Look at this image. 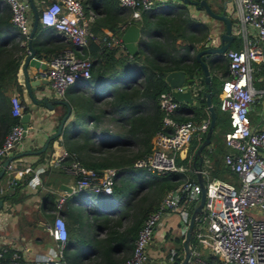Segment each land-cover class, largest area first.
I'll return each instance as SVG.
<instances>
[{"label":"built area","instance_id":"1","mask_svg":"<svg viewBox=\"0 0 264 264\" xmlns=\"http://www.w3.org/2000/svg\"><path fill=\"white\" fill-rule=\"evenodd\" d=\"M9 10V19L16 26L26 43L31 26L30 4L28 0H0ZM239 26L235 25L232 34L242 35L240 47L228 46L223 54L226 57L228 74L221 78V90L218 106L226 110L229 116V128L223 133L224 143L228 147L223 161L235 171L238 183L210 176L204 166H192L199 171L205 187L201 210L194 216L191 234L198 242L209 249V255L201 256L197 244L189 242L190 256L186 264H264V128L251 126L248 115L249 106L257 99L264 105V84L253 83L252 72L259 66L264 68V0H231ZM119 4L130 9L133 17L140 10L154 4L165 5L167 0H118ZM38 9V21L50 26L56 33L77 46V49L64 48L46 60V68L40 71L48 85L57 95H63L66 88L75 81L87 80L90 76L91 57L84 52L90 40L112 47L120 43V37L112 32L94 35L89 28L91 15L86 14L81 0H35ZM254 62L258 65H254ZM258 80L259 77H256ZM197 92L194 91V95ZM180 100L173 97L170 90L162 91L158 96V105L162 110L161 125L151 136L149 151L137 158L134 164L160 173L166 170L183 171L189 168L177 163L176 156L184 151L192 137L199 141L208 127L209 116L198 120L186 118L178 120L174 116ZM10 111L17 120L4 133L0 142V166L10 157L11 151L24 135L20 116L23 106L17 95L10 97ZM208 146V144H206ZM74 177L76 190L110 193L115 181L116 168L106 166L93 169L82 165L73 152L62 149L46 158L47 164H62ZM204 155H202V158ZM206 160V158H204ZM190 158L187 159V162ZM202 160V159H201ZM5 171H14L17 175L30 173L28 181L38 180V171L42 166L26 164L17 167L10 157ZM12 178L9 179V183ZM200 188L197 179L182 178L176 186L168 189L156 208L143 218L128 255L114 264H147L146 251L154 229L164 210L177 212L179 227L183 234L186 230L190 212L197 203ZM60 194L55 203V215L47 225L48 232L56 242L57 253H45L41 260L47 264L56 263L62 258L66 239L64 219L57 212L65 199ZM7 251H10L6 264H16L20 257L17 250L2 244L0 234V264ZM175 247L168 248L167 259L175 264Z\"/></svg>","mask_w":264,"mask_h":264},{"label":"trees","instance_id":"2","mask_svg":"<svg viewBox=\"0 0 264 264\" xmlns=\"http://www.w3.org/2000/svg\"><path fill=\"white\" fill-rule=\"evenodd\" d=\"M81 3L86 13L88 8H92L97 13L99 7L102 9V15L92 23V27L102 26L107 33L112 32L118 34L120 32V24L118 23L123 21L125 16L121 17L119 14L118 10L122 9V7L118 0H81ZM208 3L211 5V2L208 1ZM175 5L177 9H173V15L170 14L171 11L168 12L169 14L158 12L154 21L143 18L144 21L139 22L140 30L145 33L148 32L152 36L144 41L146 50L139 49L130 57L131 59H126L128 57L125 56H115L113 46L108 47L103 43H97L93 40H90L87 46L83 47L84 52H89L91 57L89 78L93 74L94 61H97L98 65L96 69H99L101 74L106 72V74H109V77L116 76L119 73L127 74V76H134V80L124 87L115 89L111 99L108 101V104L116 114L111 120L115 124V127L111 129L105 127V129H102L101 134L97 136L99 137L97 143L95 144L93 142L87 146V148L89 147L95 151L97 155L91 154L86 149H82L91 140L92 136L97 135L92 130L83 132L84 136L81 143L76 142V144L73 143L70 146H64L67 151L73 152L78 161L86 167L100 169L106 166H113L116 168L115 181L112 184V191L110 193H90L92 191L89 190L77 191L81 192V194L95 193L94 195H99L100 198L111 202V200L114 201L113 198L116 199L115 196L118 198L127 194L126 198H128L131 190L135 194L136 189L144 186L148 190H154L150 198L146 200V204L139 206V209L132 213V219L124 226L123 218L126 214L125 210L121 214L113 216V208L106 209L105 207L96 206L94 214H92V218L87 224L89 234L81 235L75 229L71 228L68 231L66 228L65 248L62 258L58 259L56 263L51 264H80L81 262L79 261L82 258L78 257L76 250L79 252V255H82L81 249L88 247L92 248L96 256L91 258L87 264H114L122 260L128 255L131 249L143 218L149 211L158 206L164 193L168 189L176 186L186 176L189 179L196 180V172L192 170V166L194 165L192 162L194 151L199 143L196 137L190 139L186 149V156H176L177 163L180 162L189 166V168L183 171L166 170L155 173L146 169L144 166L134 164L137 158L142 157L149 151L151 136L161 125L162 110L158 105V96L162 91L168 90V86L164 80V72L176 68H183L188 73L194 71V64H197V61L194 59L193 54L190 53V49L194 48V41L200 40V37L206 34L207 27L204 22L189 13L184 15L182 6L185 5L182 2L180 6ZM8 17L9 10L5 4L2 6V11L0 12V36L3 35L7 28H14V31L17 30L16 26ZM45 27L50 26H44L40 21L37 22L36 29L31 37L32 45H35L37 34L42 32ZM153 30L155 32H160V30L164 31V41L155 38L153 36ZM198 31L200 34L196 35ZM172 32L175 34H172ZM167 33L171 37L169 41H167ZM175 35L187 40L178 44L182 49L175 46ZM4 40L0 39V58L2 59L4 54L6 57L0 67V86L7 79L8 83L18 89L20 85L16 79V71L22 54L21 51L24 49V44L16 45L17 53H12L11 50L2 47L4 45L1 41ZM230 45L233 44L231 43ZM35 47V52L38 56L43 55L48 57L47 54L42 53L49 52L52 55L57 52L54 51L55 49L53 47H39L38 45ZM18 50L21 51L19 52ZM119 64H121L120 67L117 66ZM226 64L223 62L220 65L223 71H226ZM254 65L256 66L258 64L254 62ZM257 70L263 71L264 68L259 66ZM94 74L97 75V73ZM212 79L211 101L215 104V119L208 146L204 145L201 149L204 157L199 165L201 167L204 166L210 176H216L236 184L238 183V177L235 171L225 165L223 161V154L228 148L224 143L223 133L229 128V116L226 110L220 109L218 106L219 97L217 94L220 88L214 83L215 78ZM200 82L204 86L202 78H200ZM2 96L4 97V95ZM86 100L88 99H84V101ZM180 104H183V102L181 101ZM185 108L190 111L191 115L187 117H177L174 115L176 119L193 118L198 120L205 115L207 116L206 110L204 109L205 99L201 90L197 91L194 102L189 103ZM23 110H27L26 106L23 107ZM75 111L74 109V113ZM16 120L17 117L10 112V105L0 108V129L4 130V133ZM72 136V133H65L62 136L63 142L69 140ZM51 141L52 139L48 142V146L51 144ZM40 155H43V152ZM188 158L190 160L187 162ZM195 165H198L197 161ZM26 180L27 177L21 178L20 181L12 179L9 186L13 184L22 185L21 183H24ZM131 182L133 184H130ZM141 194H139L140 198ZM1 195L7 198L10 197L7 191L1 192ZM182 236L177 237V240L179 238L181 243L178 245L180 250L179 255L174 257L173 262L175 264L181 259ZM190 242L192 244L196 242L193 234L190 236ZM69 245H73L76 248L73 250L75 252L68 250ZM9 255L10 251H7L1 260L2 264H6L9 261ZM16 264H24V262L18 258Z\"/></svg>","mask_w":264,"mask_h":264},{"label":"crops","instance_id":"3","mask_svg":"<svg viewBox=\"0 0 264 264\" xmlns=\"http://www.w3.org/2000/svg\"><path fill=\"white\" fill-rule=\"evenodd\" d=\"M34 1L35 0H33V2ZM171 2L173 3L171 4ZM180 3L176 0H167V4L165 5L154 4L150 8L142 9V11L140 10L138 17H133L130 13V9L120 4L122 9L118 10L119 14L121 17L125 16L126 19L124 18L123 21L118 23L120 24V32L117 35L120 37V43L113 46L115 49L114 55L125 56L128 57L126 59H131L130 57L139 49L146 50V47H144V41L148 40L152 34L142 32L140 30L139 22L144 21L143 18L154 21L158 12L167 14L171 11L170 14L173 15L172 11L175 9V4L180 5ZM213 3L211 2V6L215 11L220 12L223 10L226 15H228L230 20H232L231 16L232 14H235L233 11V2L231 0H214ZM4 5L5 3L0 1V12L2 11V6ZM202 12L203 14L200 15H193L189 13L198 20L204 22L207 27L206 34H203L200 37V40L194 41V48L190 49V53L193 54V57L194 51L201 47L202 42H205L207 39L213 43H218V34L224 29V23L221 19L209 16L206 11ZM86 14L91 15L89 28L94 35L101 37L103 33H106L105 28L102 26L92 27V23L102 15L101 7H99L98 13L92 8H88ZM30 15L32 19L31 12ZM128 23H135L139 28V35L136 43L137 51L134 54L128 51L121 38L122 29ZM234 27L235 23L231 21V28L233 29ZM164 33L165 32L161 30L160 32H155L153 30V36L161 41H164ZM172 34L175 33L172 32ZM199 34V31L196 32V35ZM167 36V41L171 40L168 33ZM36 38L37 41L35 45H32L34 49L37 45L39 47H53L55 49L54 51L57 52L63 50L64 48H78L73 45L71 41L59 35L53 28L51 29L50 27L43 28L42 32L38 33ZM235 38V34H233L230 41V44L232 43L233 45L229 44V46L240 47L242 45V39L233 43ZM0 39H5L4 41H1L4 45L2 47L4 49L11 50L12 53H17V48L15 46L13 48L7 47H11L10 44L12 41L17 40V44H24V49L22 51L20 50L22 54L16 71V79L20 87L16 89L12 84L8 83L7 79L4 84L0 86V108L11 105L10 97L12 95H17L20 98L23 107L26 106L27 110L24 111H29L26 131L9 156L15 162L17 167H22L26 164L35 167L40 165L42 166V169L38 171V180L36 182L28 181L30 173H25L21 176L15 174L14 171L7 172L4 170L3 174L0 176V197L2 198V203L0 205L1 241L2 244L8 248L17 250L20 255L19 259H21L24 264H47L42 261L40 257H42L45 253H51L52 255L57 253L56 242L48 232L47 225L50 224L54 218L56 212L55 203L60 194L64 193L66 198L57 212L64 219L68 231L72 228L81 235H85L86 233L89 234L87 224L91 220L96 206L109 209L115 207V203L100 198L99 195H94L95 193L81 194V192H78L73 186L74 177L66 167V160L68 157H65L63 159V163L58 165L47 164L46 158L51 157L52 154H57L68 145L70 146L73 143L76 144V142L81 143L84 136L83 132L89 130H92L97 135L94 134L95 136H92L91 140L88 141L87 145L83 146L82 149H86L91 154L97 155L95 151L91 150L89 147L87 148V146L93 142L95 144L97 143V139H99L97 136H99L98 134H101L102 129H105V127H109L108 129L115 127V124H113L111 120L116 114L108 104V101L111 99L115 89L124 87L129 82H132L134 80V76H127V74L119 73L116 76L109 77V74H106V72L101 74L100 70L96 69L98 62L94 61L92 76L87 80H80L71 83L66 88L63 95L59 96L52 90L47 81H43L45 77L40 72L46 68V60L51 56V53L43 52L42 54L45 53L48 55V57H46L43 55L38 56L35 52L39 61H43L45 65L44 67H40V64L37 67L33 64H28L26 66L30 90L33 96L37 99H41L43 96L48 99L61 97L65 99L70 106L69 115L65 120L60 133L50 138L52 141L49 146L48 142L50 139L48 140L45 148L38 151L46 137L55 131L59 118L66 110V105L61 102H51L52 105L47 106L45 103L41 102V100L37 102L32 101L25 85V75L22 68V61L26 52V43L22 42V37L17 30L14 31V28H7L3 35L0 36ZM183 41L187 40L175 35L174 42L176 47L182 49V47L178 44H181ZM5 59L6 57L4 54L3 58H0V67ZM223 62L226 63V57L223 53L215 56L210 61L208 60V67L212 73V78H214V76H218L221 80L222 77L228 74L227 64L226 71H223L220 67ZM196 65L197 64H194L195 67ZM117 66L120 67L121 64ZM184 71L185 75H188V72L186 70ZM94 73H97V75ZM197 74L198 82L199 79L202 78V73L199 70L197 71ZM257 77H259V79L257 80L258 83L256 85H263L264 73L262 74V78L260 76ZM166 84L168 86L167 82ZM205 85L206 83L204 82V86ZM204 86L199 81L197 87H201L199 89H204L206 88ZM219 88L220 89L217 94L218 97L221 90L220 83ZM194 91L197 92L198 90L193 89L192 93H194ZM2 95H4V97ZM84 99L88 100L84 101ZM194 99L195 98H193L192 102H194ZM85 103L87 104L84 106ZM189 103L190 102H183V104H180L175 110L174 115L177 117L190 116V111L185 108V106L189 105ZM251 108H254V112L258 115V117H249L251 126L264 128V105L257 99L251 104ZM74 109L76 110L75 113ZM204 109L206 110V107ZM206 114L208 115L207 111ZM3 133L4 130L0 129V141ZM65 133H72L73 136L69 140L63 142L62 136ZM41 152H43V155H40ZM184 153V151H181L180 157H182ZM24 177H27V180L24 183H21L22 185L13 184L9 186V179L12 178L20 181V179ZM4 191H7L10 197H3L1 192ZM67 197L69 198L67 199ZM82 213L84 214L83 218L85 221H82ZM182 235L183 230L179 227V217L177 212L164 210L154 229L152 239L146 247L147 255L150 259V261L148 259L147 264H171L167 259L168 248L175 247L177 255H179V246L178 244H174L173 240ZM195 243L199 249L200 247L203 248L202 250L205 256L209 255L208 247L202 246L197 239ZM165 244H167V250L164 249ZM73 245H69L68 250L75 252L73 250L76 248ZM76 253L79 258H82L81 261H79L81 262L80 264H87L91 258L96 256L91 247L81 249L82 255H79L77 250Z\"/></svg>","mask_w":264,"mask_h":264},{"label":"water","instance_id":"4","mask_svg":"<svg viewBox=\"0 0 264 264\" xmlns=\"http://www.w3.org/2000/svg\"><path fill=\"white\" fill-rule=\"evenodd\" d=\"M30 4V10L32 13V19H31V26L28 32V37L26 41V52L23 57L22 61V68L23 73L25 75V85L28 90V94L31 97L32 101L37 102L41 100V102L45 103L47 106H51V102H61L66 105V110L61 115V117L58 120L57 126L55 131H53L51 134H49L41 147L38 149V151H41L45 148L48 140L60 133V130L67 119L69 112H70V106L68 102L59 97L54 99H48L47 97L43 96L41 99H37L33 96L28 75L26 72V66L28 64H33L35 67L39 66L44 67V62L39 61L38 57L35 55V49L31 44V37L36 29V25L38 22V9L33 0H28ZM182 3H191L196 6V8H202L206 13L214 18L221 19L224 23V29L218 34L219 41L218 43H213L210 40H206L205 42H202V46L199 47L194 51V58L197 61V65L195 67V70L191 73H188V75H185V69L183 68H177V69H169L164 72V80L168 83L169 90L173 97L177 100H180L182 102H192L193 98H195L194 93H192V90H201L202 94L205 98V107L206 111L209 115V123L208 127L203 135V138L199 141L197 147L194 151V157L192 159L193 166L195 165V162L197 161V164L199 165L202 159V153L201 149L204 145L208 144L210 141V133L213 128L214 119H215V104L211 101V93H212V73L208 67V60H212L215 56L222 54L223 51L229 46L230 41L232 39V32H231V20L226 15V13L221 10L220 12L215 11L212 9L211 5L208 3L207 0H180ZM139 35V28L135 23H128L126 24L122 29L121 38L124 41L125 46L127 47L128 51L132 54H134L137 51L136 43H137V37ZM208 58V59H207ZM201 71L203 81L206 83L205 87L199 89L201 87H197L198 83V74L197 71ZM43 81H47L46 78L43 79ZM22 115L20 116V120L22 123V126L24 128V133L26 131L27 121L29 119V111H24L23 106L21 107ZM10 157H7L3 161V165L0 166V176L3 174L5 170V164L7 163L8 159ZM196 179L199 184L200 188V195L197 203L193 206L186 230L184 231L183 238H182V247H183V253L181 256V259L177 264H186L189 256H190V236H191V230L194 222V216L197 212L201 210V206L204 200V194H205V187H204V181L199 171L196 172ZM2 203V198L0 197V205Z\"/></svg>","mask_w":264,"mask_h":264},{"label":"rangeland","instance_id":"5","mask_svg":"<svg viewBox=\"0 0 264 264\" xmlns=\"http://www.w3.org/2000/svg\"><path fill=\"white\" fill-rule=\"evenodd\" d=\"M174 1V0H173ZM209 2H214V0H207ZM185 6H182V10H184L183 14H187V13H190V14H193V15H200V14H203L202 11H204L202 8H196V6L192 5V4H189V3H183ZM210 4V3H209ZM214 4V3H213ZM180 6V5H179ZM180 8V7H179ZM177 8L175 7L174 10H176ZM232 20L235 25H238L239 26V21L237 20V17H236V14L233 15L232 14ZM235 40L233 41V43H236L237 41L241 40L242 39V35L239 34V35H235ZM17 40L15 41H12L11 42V47L7 46L8 48H13L14 46L16 45H19L17 44L16 42ZM1 57V56H0ZM224 58V57H223ZM264 72L263 71H259L257 69L253 70L252 72V75H253V83L256 85L258 82H257V79L256 77L257 76H260L262 78V74ZM214 83L219 86V83H220V79L218 78V76H214ZM248 115L250 118H253V117H258V115L254 112V108H251V105L249 106V109H248ZM130 184H133L132 182ZM144 186V185H143ZM145 187V186H144ZM144 187H141L139 189H136L135 190V194H134V191L131 190L130 191V194L127 197V194H124L123 196H120L117 198V196H115L116 199L113 198L114 201L111 200V202H114L115 203V207H112V211L114 212L113 216L115 215H118V214H121L122 212H124L123 210L126 211V214L124 215V221H123V226L127 224V222H129L131 219H132V213L133 212H136L138 209H139V206H144V204H146V200L150 198V196L153 194V190L154 189H151V190H148V188H144ZM133 189V188H132ZM141 194V198L139 197V194ZM142 195H143V198H142ZM128 199V200H127ZM129 201V202H128ZM116 210V212H115ZM84 214L82 213L81 214V217H82V221H85V219L83 218ZM153 236V235H152ZM152 239V238H151ZM169 241V240H168ZM174 241V244H178L180 245L181 243V240L178 238L173 240ZM171 242V241H169ZM164 249L167 250V244H165L164 246ZM203 248L200 247V255L201 256H205L203 250ZM150 261V259H149Z\"/></svg>","mask_w":264,"mask_h":264},{"label":"flooded vegetation","instance_id":"6","mask_svg":"<svg viewBox=\"0 0 264 264\" xmlns=\"http://www.w3.org/2000/svg\"><path fill=\"white\" fill-rule=\"evenodd\" d=\"M176 1L180 2V0H176ZM189 4H191V3H189ZM192 5H194V4H192ZM194 6H195V5H194Z\"/></svg>","mask_w":264,"mask_h":264}]
</instances>
